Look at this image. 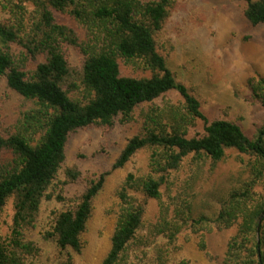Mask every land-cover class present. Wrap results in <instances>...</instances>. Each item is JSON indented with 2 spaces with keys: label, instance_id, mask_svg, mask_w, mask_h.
Instances as JSON below:
<instances>
[{
  "label": "trees",
  "instance_id": "16d2710c",
  "mask_svg": "<svg viewBox=\"0 0 264 264\" xmlns=\"http://www.w3.org/2000/svg\"><path fill=\"white\" fill-rule=\"evenodd\" d=\"M7 1L15 8L16 2L28 0ZM242 1L247 3L245 16L250 25L264 24V0ZM47 2L58 11L75 7L73 15L89 26L90 42L77 45L73 33L56 25L49 11L44 14L41 45H12L19 28L0 22V80L32 103L5 131L0 130V153L12 155L0 166V214L15 196L10 235L0 239V264H77L76 258L87 246L95 200L107 179L103 174L90 180L68 204L66 197L55 194L71 134L93 127L110 132L138 122L134 117L139 109L171 92L182 103L150 107L114 165V169L123 168L140 150L153 151L150 171L130 173L117 190L111 248L101 264H191L173 260L178 235L190 216L182 222L169 218L171 211L161 201L165 174L189 155L196 171H202L208 160L214 169L228 158V150H236L255 157L256 176L264 181V126L251 138L239 121L209 119L196 92L178 79L154 39L167 16L168 0L149 4L95 0L99 7L90 15L79 0ZM73 48L84 57L78 81L71 80ZM38 55L44 60L31 66L30 57ZM123 65L141 70L142 75L123 74ZM246 88L250 99L264 108V77H249ZM198 120L204 122L203 133L190 135ZM67 173L72 181L78 176L72 170ZM138 193L160 202L161 215L155 224L145 226V203L138 201ZM45 201L64 205L40 229ZM224 203L213 222L226 228L236 224L238 232L228 242L222 264H264V195L233 193Z\"/></svg>",
  "mask_w": 264,
  "mask_h": 264
},
{
  "label": "rangeland",
  "instance_id": "374dc122",
  "mask_svg": "<svg viewBox=\"0 0 264 264\" xmlns=\"http://www.w3.org/2000/svg\"><path fill=\"white\" fill-rule=\"evenodd\" d=\"M159 1L140 0L142 4ZM15 4L17 6L14 8L7 0H0V22L16 26L20 31L12 45H41L46 25L44 14L47 11L56 25L73 33L77 45L89 44V26L73 15L75 7L72 5L58 11L47 0ZM79 6L90 15L99 4L95 0H79ZM246 9L247 3L242 0H168L167 16L162 27L155 31L154 39L158 52L168 61L178 79L196 92L209 119L226 117L239 121L248 136L254 138L264 126V108L250 99L246 82L251 76L264 77V24L250 25L245 16ZM100 28L104 31V27ZM69 55L71 80L78 81L84 57L74 48ZM43 58L42 55L36 59L30 57L31 66ZM122 71L127 75H142L141 70H132L125 65ZM181 103L179 95L171 92L139 109L134 117L138 122L116 126L110 132L93 127L71 134L61 182L55 194L66 197L64 203L68 204L75 200L90 180L98 179L103 174L107 179L103 191L95 200V214L86 233L87 246L83 254L76 258L77 264H101L111 248L118 188L130 173L142 175L150 171L153 152L150 148L140 150L123 168L114 169L120 153L140 130L145 119L143 115L150 107L165 108ZM31 106L32 103L0 80V130L5 131L21 112ZM203 129L204 122L198 120L190 129V135L201 134ZM227 156L214 169L208 160L202 171H196L193 155H189L177 169L165 174L161 201L171 211L169 218L182 222L190 216L178 235V252L173 258L174 262L185 259L191 264H222L228 242L237 234L238 225L219 227L213 219L216 220L224 202L233 193L251 191L258 197L264 195V181L255 173V157L236 150H228ZM11 158L9 152L0 153V166ZM68 170L78 175L75 180L68 177ZM135 196L145 203V226L158 222L160 202L148 199L141 193ZM14 202L15 196H12L0 214L1 240H6L10 235L15 214ZM64 203L44 202L40 229L49 224L53 219L52 213L62 209Z\"/></svg>",
  "mask_w": 264,
  "mask_h": 264
}]
</instances>
